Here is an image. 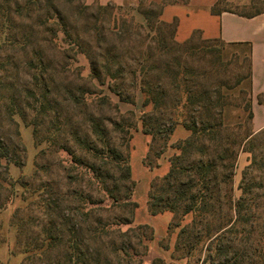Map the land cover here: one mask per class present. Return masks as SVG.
<instances>
[{
  "label": "trees",
  "instance_id": "16d2710c",
  "mask_svg": "<svg viewBox=\"0 0 264 264\" xmlns=\"http://www.w3.org/2000/svg\"><path fill=\"white\" fill-rule=\"evenodd\" d=\"M228 3L229 0H218L211 9L212 14L229 12L252 18L264 12L263 0H249L248 4L235 7H227ZM60 5L72 6L80 19L93 10V6L82 3V0H0V15L8 22L19 21L23 25L19 30L27 44L41 32L50 34L53 43L60 26L65 35L70 36L66 26L68 19ZM164 7V3L140 2L138 12L144 17L145 26L135 24L128 15L118 14L121 8L115 5L99 4L97 15L91 17L92 25L83 31L94 41V47L89 48L79 40V36L76 43L91 61L93 74L98 80L104 77L118 81L124 75L123 68L115 70L117 65L122 66L121 58L116 54L118 46L146 33L135 59L141 74L143 106L150 108V113L142 118L143 133L152 137L153 145L161 142V150L154 155L156 159H160L168 148L176 151L169 159V172L152 182L148 210L153 217L164 213L193 215L196 224L197 219L212 217L216 203H222L216 193L221 191V185L231 184L239 149L252 144L255 136L264 131L255 133L253 130L251 46L202 38L198 49L191 47L195 35L180 44L176 41L178 21L168 23L161 19ZM25 23L30 26L25 27ZM148 31L153 36L147 35ZM211 43L221 48L216 50L207 46ZM226 48L241 50L239 54H245L247 63L246 74H236L233 85L214 77L215 63L219 62L221 66V61L224 63L228 59ZM129 51L126 48L125 57ZM174 52L179 56L175 57ZM217 52L220 57L212 63L211 70L198 72L181 60L185 57L192 59L195 53L210 55ZM36 56L41 58L40 52L37 51ZM39 62L43 66L42 72L45 70L44 61L40 59ZM30 66L37 71L38 66L34 62ZM43 74H34L37 86H40V80L43 82ZM42 90L41 109L45 115L50 107V92L47 87ZM114 91L121 97L118 90ZM243 95L246 98L239 102L237 96ZM172 96L175 97L173 100ZM259 100L264 102L262 96ZM102 106L115 108L107 98L102 99ZM89 123L88 135L80 137L78 132H73L71 141L90 156V161L83 162L71 148H65V151L79 165H85L92 175L89 185L111 204L103 207V200L97 201L84 192L61 195L53 184H47V197L42 201L47 223L44 230L46 238L40 254V257L47 258L46 264H130L137 248H143L145 256L148 250L145 243L154 239L149 225L132 226L139 206L132 201L135 185L131 166L128 157L113 140L114 135H119L124 145L135 126L125 121L109 120L111 128L108 129V124L99 115L92 116ZM178 126H182L189 136L171 145L170 140ZM243 127L247 133L241 135ZM54 137L50 141L56 143L57 138ZM152 149L151 146L150 153ZM8 157V149L0 142V159ZM145 164L151 168V164L146 161ZM68 187H71L69 183ZM226 200L234 216L216 233L207 227L204 245H208L203 264H264V221L258 218L257 210L254 212L251 208L254 200L241 197L234 201L232 195ZM75 203L76 207L73 206ZM96 206L102 207L104 213L118 210L121 215L103 218L95 214L93 207ZM246 206H250L249 211L243 212ZM124 226H129V229L123 231ZM147 232L149 235L145 236ZM134 237L138 240L136 246L132 244ZM237 237L240 238L238 245Z\"/></svg>",
  "mask_w": 264,
  "mask_h": 264
},
{
  "label": "rangeland",
  "instance_id": "374dc122",
  "mask_svg": "<svg viewBox=\"0 0 264 264\" xmlns=\"http://www.w3.org/2000/svg\"><path fill=\"white\" fill-rule=\"evenodd\" d=\"M140 2L148 3L146 0ZM82 3L93 6V10L83 19L76 16L72 6L60 5L68 19L66 26L70 36L65 35L60 26L53 43L50 34L41 32L33 36L29 43L31 45L27 44L19 30L23 25L19 21L8 22L0 15V142L9 151L8 159H0V264H46L47 258L40 257V254L46 238L44 230L47 223L42 201L47 197V184H53L61 195L84 192L97 201L103 200V207L110 206L111 202L104 195L94 192L95 188L89 185L88 180L92 175L85 165H79L65 151V148H71L83 162L90 161V156L71 141L72 134L78 132L80 137L87 136L90 118L98 115L108 124V129L111 128L109 120L125 121L135 126L124 145L119 135H114L113 140L128 157L131 166L135 185L132 201L139 206L134 213L132 226L149 225L154 239L145 243L148 246L145 256V250L137 248L130 264H203L208 245H204L207 227L216 233L234 216L226 197L232 195L234 201L241 197L254 200L251 208L254 212L257 210L258 218L264 221V132L255 136L252 144L239 149L232 182L228 186L221 185V191L216 195L222 203H216V211L208 220L197 219L194 224L193 215L164 213L151 216L148 210L150 187L156 178H162L169 172V159L176 151L168 148L160 159H156L154 155L161 150V142L153 145L152 137L143 133L142 118L150 113V108L143 106L141 74L135 59L146 33L141 38L135 36L130 42L118 46L116 54L120 56L122 66L117 65L115 70L123 68L122 80L111 81L104 77L98 80L93 74L91 61L76 41L79 36V40L88 44L89 48L94 47V41L83 31L92 25L91 17L97 15L99 4H88L86 0H82ZM248 3L249 0H229L227 7ZM139 7L140 3L136 7H119L121 9L117 13L128 15L135 24L146 26L144 17L138 12ZM104 19L108 17L104 16ZM24 26L30 25L25 23ZM148 34L153 36L150 31ZM193 35L191 47L199 49L202 36ZM176 41L180 44L185 42L177 36ZM207 46L216 50L221 48L215 43ZM126 48L130 53L125 57ZM37 51L41 58L36 56ZM226 52L228 59L224 63L221 61V66L219 62L215 63L214 77L233 85L239 72L246 74L247 63L245 54H239L241 50L226 48ZM174 55L179 56L175 52ZM123 56L125 60H122ZM219 57L218 52L210 55L195 53L192 59L185 57L181 60L184 65L199 72L211 70L210 66ZM40 59L45 65L42 72ZM31 62L38 66L37 71L30 66ZM34 74H43L40 86H37L38 80H35ZM44 87L50 92V107L45 115L40 99ZM113 89L118 90L121 97ZM237 97L239 102L246 98L245 95ZM103 98H107L115 108L112 110L102 106ZM174 98L172 96L171 100ZM116 108L119 112H116ZM246 133L247 129L243 127L240 134ZM53 136L57 138L56 143L50 141ZM188 136L189 133L178 126L169 144L174 145ZM145 161L151 164V168ZM158 165L159 168H156ZM68 183L71 187H68ZM73 206L76 207V203ZM98 206L93 207L95 214L103 218L121 215L118 210L104 213L102 207ZM249 208L246 206L243 212L249 211ZM128 229L129 226L122 228L123 231ZM148 235L149 232L145 233V236ZM235 240L238 245L240 238ZM137 241L135 237L132 239L133 246Z\"/></svg>",
  "mask_w": 264,
  "mask_h": 264
},
{
  "label": "crops",
  "instance_id": "0c3cea01",
  "mask_svg": "<svg viewBox=\"0 0 264 264\" xmlns=\"http://www.w3.org/2000/svg\"><path fill=\"white\" fill-rule=\"evenodd\" d=\"M165 4L162 20L178 21L177 38L187 41L195 32L204 40H222L226 44L251 46L253 130L264 131V12L247 18L223 12L213 15L211 9L218 0H146ZM88 4H109L118 7H136L140 0H86ZM264 2V0H263Z\"/></svg>",
  "mask_w": 264,
  "mask_h": 264
}]
</instances>
